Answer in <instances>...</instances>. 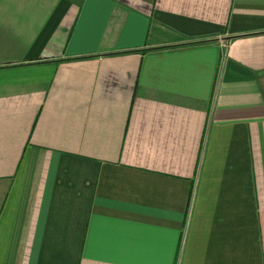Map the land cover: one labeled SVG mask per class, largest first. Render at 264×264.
Listing matches in <instances>:
<instances>
[{"label": "crops", "instance_id": "1", "mask_svg": "<svg viewBox=\"0 0 264 264\" xmlns=\"http://www.w3.org/2000/svg\"><path fill=\"white\" fill-rule=\"evenodd\" d=\"M0 264H264V0H0Z\"/></svg>", "mask_w": 264, "mask_h": 264}]
</instances>
